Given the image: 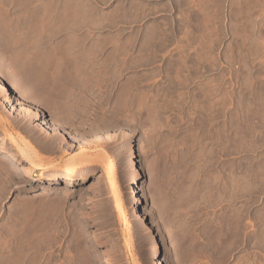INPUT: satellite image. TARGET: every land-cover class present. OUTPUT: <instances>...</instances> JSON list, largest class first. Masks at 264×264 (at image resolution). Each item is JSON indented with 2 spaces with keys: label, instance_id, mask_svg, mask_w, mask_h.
I'll return each mask as SVG.
<instances>
[{
  "label": "rangeland",
  "instance_id": "obj_1",
  "mask_svg": "<svg viewBox=\"0 0 264 264\" xmlns=\"http://www.w3.org/2000/svg\"><path fill=\"white\" fill-rule=\"evenodd\" d=\"M0 77V133L106 148L131 222L0 144V264H264V0H0Z\"/></svg>",
  "mask_w": 264,
  "mask_h": 264
},
{
  "label": "bare ground",
  "instance_id": "obj_2",
  "mask_svg": "<svg viewBox=\"0 0 264 264\" xmlns=\"http://www.w3.org/2000/svg\"><path fill=\"white\" fill-rule=\"evenodd\" d=\"M0 89L6 92L8 90L6 84L4 83V80L2 81L1 77ZM44 128L47 129V127ZM9 142L12 143V145H14L16 148H18V153L26 160L29 167L27 171H29L30 173L37 172V174L42 178L66 179L68 182L74 183L81 181L89 176L96 175L97 169L100 168L104 175H106L109 179L114 192H116L115 209L121 216L120 218L123 219L125 229L127 230L131 228L129 226L131 222H129L126 201L119 187L118 176L115 169V162L111 152H109L106 148L99 147V149L94 145H88L83 148V154L81 156L75 153L67 159L66 163H64L63 166L57 167L56 163H54L52 159L43 157L39 153L37 148H35L30 140L22 133L9 129L5 130L2 134L0 133V144L8 145ZM60 144L61 150H64L63 148H67L64 147V143L62 145V143L60 142ZM53 150L51 151L53 152ZM135 261H137V259Z\"/></svg>",
  "mask_w": 264,
  "mask_h": 264
}]
</instances>
